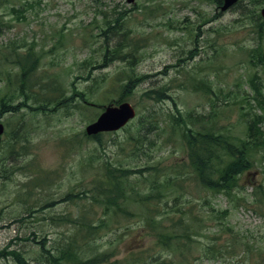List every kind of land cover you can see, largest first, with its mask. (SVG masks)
Instances as JSON below:
<instances>
[{"label": "rangeland", "instance_id": "obj_1", "mask_svg": "<svg viewBox=\"0 0 264 264\" xmlns=\"http://www.w3.org/2000/svg\"><path fill=\"white\" fill-rule=\"evenodd\" d=\"M241 6L221 11L214 0L0 3V98H15L0 117L5 126L0 264H20L19 256L24 264H53L47 254L58 258L56 264H75L63 252L77 233L72 221L81 214L93 221L105 218L106 224L90 241L74 245L77 253L84 246L83 261L106 254L108 260L100 264H264V198L258 203L253 189L264 187V149L252 153L254 167L240 176L239 202L214 196L196 181L174 123L194 113L204 116L205 127L230 129L244 138L245 115L253 109L262 113L251 78L260 77L263 87L264 65L259 59L252 63L249 52L261 48L264 60V32L258 27L264 3L243 0ZM13 8L22 18L12 14ZM253 14L260 20L253 21ZM121 17L123 23L110 33L106 24ZM14 46H24L16 49L22 55L33 48L40 57L27 102L14 93L20 71L9 59ZM203 82L213 89L211 97L197 90ZM150 91L156 93L147 96ZM124 102L136 110L132 123L100 140L86 134L106 106ZM259 128L264 135V120ZM122 169L130 170L124 178L129 193L134 189L149 200L132 202L131 215L112 219L104 198L94 199L96 180ZM180 216L198 220V233L189 239L193 250L180 238V252L174 253L159 243L157 233ZM35 241L44 242L43 248Z\"/></svg>", "mask_w": 264, "mask_h": 264}, {"label": "trees", "instance_id": "obj_2", "mask_svg": "<svg viewBox=\"0 0 264 264\" xmlns=\"http://www.w3.org/2000/svg\"><path fill=\"white\" fill-rule=\"evenodd\" d=\"M5 0H0V3ZM215 3L220 7L223 4V0H214ZM241 0L235 8L244 9L241 6ZM264 3V0H263ZM26 5V4H24ZM29 7H33V4L28 5ZM12 14L18 15L17 18H22L20 14V10L13 8L11 10ZM257 17L260 20V15H252L253 21H255L254 17ZM256 22V21H255ZM123 23L122 17L113 20L112 22L106 24L110 33L115 34L116 30H112L117 28L119 25ZM4 25V19L0 17V27ZM264 21L260 23L258 22L259 33H263ZM123 35V34H122ZM121 35V36H122ZM24 48V46H22ZM14 46L15 56L14 58H9L14 61L17 67L20 68L19 73H17L18 87L14 90V93H19L20 96L16 99L27 102V94L26 90L28 85L32 83V77L37 70V64L40 61L39 54L33 50V48L28 49L25 54H20L16 52V49H22ZM261 48L257 47L256 49L251 50L250 60L252 63L256 59H259L258 65H264V60L259 56ZM256 65V64H254ZM257 65V66H258ZM255 76V75H253ZM258 77V76H256ZM261 78L258 77L255 80L251 78V85L256 92V96L254 97V101L258 106L259 110L262 113L258 114L255 112V109L252 110L251 114H246L245 117V137L244 138H236L230 133V129L219 128L218 126L205 127L203 115H195L194 113H189L187 119L180 118L179 120H174L176 124L175 127H179V134L184 144L188 149L190 167L192 168L194 175L197 177L196 181L199 185H201L204 189L208 190L211 194L215 195H225L230 200L240 201V198H237V189L242 185L239 184L240 176L249 172L254 167V159L255 153L261 149H264V135L260 130L259 126L263 123L264 120V97H263V87H260L259 81ZM197 90H202L204 95L211 97L214 93L213 89L208 83H201L197 85ZM128 87V85L126 86ZM196 89V88H195ZM156 93L155 91H150L146 93V95H151ZM15 98L13 96L10 97H2L0 98V117L2 113L8 112L11 108L9 103L13 101ZM213 105L218 104V100H214ZM251 101V99H250ZM25 104L20 103V107ZM18 106V105H17ZM18 109V107H17ZM212 118L215 120L217 116L215 113H211ZM1 119V118H0ZM198 123L200 124V128L195 129L191 127L190 123ZM216 122V121H213ZM153 126L150 127L152 129ZM104 134H98L93 136L92 139L100 140ZM154 168H146V171L151 172ZM130 174V170L122 169L121 171L117 170H108L107 174L100 177L99 180H96L94 199L97 203L102 202L104 198V205L106 206V210H110V216L112 219L116 217H120L121 215H131L127 206L131 205L132 202L140 205L141 203H145V201L149 200V196H142L138 191L132 189L133 194H130V190L126 187V181L124 180ZM40 185H43L42 180H38ZM174 184V186H178V181H168L167 185ZM254 195L256 197V201L258 203H262V198H264V187L263 186H253ZM133 195V196H131ZM261 196V197H260ZM71 198V195L70 197ZM181 197L178 195L175 198V201H180ZM206 204L209 203V200L206 199ZM190 213V212H188ZM227 213L224 212L223 215ZM185 214V213H183ZM181 217V216H180ZM105 219V218H104ZM104 219L95 220L93 218L81 214L80 217L76 220H73V223L77 221V233L74 235V239H72L68 248L63 252L64 259H68V261L73 262L75 264H100L102 262H106L108 260V255L103 254L88 260H81L82 249L84 246H79L78 253L75 251V244L77 245L80 239H85L86 242L90 241V238H94L98 233L99 228H103L106 224ZM66 220V218H65ZM152 223H155L154 216L150 217ZM198 220L192 221L186 220L181 217L178 221L175 222L174 226L171 228L162 227V232L157 233V237L159 243L164 245L165 247L171 249L174 253L180 252L179 239H183L188 242V247L190 249H194L191 246L189 239L192 236L197 235V231L194 227L197 225ZM163 231H166L163 233ZM46 240L44 239V242ZM44 242L35 243L37 245H41V249L44 246ZM185 244V243H184ZM72 250V251H71ZM15 256H18L17 252H12ZM10 255V253L8 254ZM48 259L51 263L56 264V261H59L56 256L53 254H47ZM138 256H132V258H136ZM213 259H217L214 256H211ZM18 263L24 264L22 256L17 258ZM156 264H177L172 261H164L157 262Z\"/></svg>", "mask_w": 264, "mask_h": 264}, {"label": "water", "instance_id": "obj_3", "mask_svg": "<svg viewBox=\"0 0 264 264\" xmlns=\"http://www.w3.org/2000/svg\"><path fill=\"white\" fill-rule=\"evenodd\" d=\"M128 3H134L136 0H127ZM239 0H224L221 7L222 11H226L233 7ZM262 17L264 18V8L262 9ZM136 112L129 103H123L119 106H107L105 111L92 124L88 125L86 132L89 136L99 133L118 131L123 128L130 120L134 119ZM4 133V126L0 124V138Z\"/></svg>", "mask_w": 264, "mask_h": 264}]
</instances>
